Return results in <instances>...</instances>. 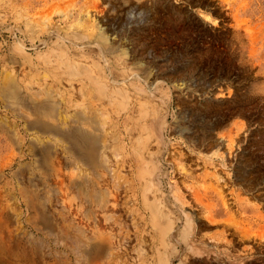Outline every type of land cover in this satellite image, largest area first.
I'll return each instance as SVG.
<instances>
[{
    "label": "rangeland",
    "instance_id": "obj_1",
    "mask_svg": "<svg viewBox=\"0 0 264 264\" xmlns=\"http://www.w3.org/2000/svg\"><path fill=\"white\" fill-rule=\"evenodd\" d=\"M0 264H264V0H0Z\"/></svg>",
    "mask_w": 264,
    "mask_h": 264
},
{
    "label": "bare ground",
    "instance_id": "obj_2",
    "mask_svg": "<svg viewBox=\"0 0 264 264\" xmlns=\"http://www.w3.org/2000/svg\"><path fill=\"white\" fill-rule=\"evenodd\" d=\"M97 38H98V41L99 42H102L103 41V34H102V32L101 33H98L97 34ZM184 166V165H183ZM183 169V168H182ZM188 186V185H187ZM194 192H196V191H194ZM197 195V194H196ZM199 196V195H198ZM199 200H200V198H198ZM198 199H197V196L195 197V195H193V200H194V202H196L197 201V204L199 205V204H201L202 205V203L200 202L199 203V201H198ZM202 201V200H201ZM204 202V201H203ZM169 205V204H168ZM170 208H171V206H170ZM137 230V229H136ZM139 234V233H138ZM172 235V234H171ZM137 237V236H136ZM154 237V236H153ZM164 240H166L165 238H164ZM180 245V244H179ZM159 250V249H158ZM157 250V251H158Z\"/></svg>",
    "mask_w": 264,
    "mask_h": 264
}]
</instances>
